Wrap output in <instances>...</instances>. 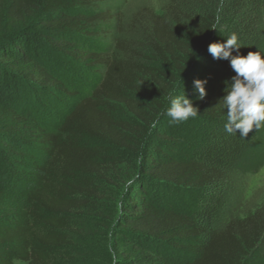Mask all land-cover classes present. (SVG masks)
I'll return each instance as SVG.
<instances>
[{
	"label": "trees",
	"instance_id": "1",
	"mask_svg": "<svg viewBox=\"0 0 264 264\" xmlns=\"http://www.w3.org/2000/svg\"><path fill=\"white\" fill-rule=\"evenodd\" d=\"M117 1L0 0V264H250L264 255V207L240 215L230 204L238 176L264 168V127L225 131L236 73L208 47L235 33L232 56L264 57V0H170L129 25ZM45 48L92 86L74 89ZM18 87L61 104L57 125L37 100L15 101ZM183 94L199 110L184 135L166 114ZM171 194L199 203L174 206Z\"/></svg>",
	"mask_w": 264,
	"mask_h": 264
},
{
	"label": "clouds",
	"instance_id": "2",
	"mask_svg": "<svg viewBox=\"0 0 264 264\" xmlns=\"http://www.w3.org/2000/svg\"><path fill=\"white\" fill-rule=\"evenodd\" d=\"M219 24L220 16L216 17ZM216 25H213L215 31ZM238 36L232 33L227 37L226 43H212L208 52L216 60H229L236 76L232 83L225 89V95L221 102L227 109V122L225 131L230 135L240 132L241 138H246L253 129L258 132L264 127V57L259 51L248 52L246 57L232 56V50H239ZM206 81L195 80L194 87L199 92V99L206 96L204 84ZM171 103L167 110L170 125L186 123L189 119L198 117V109L193 107L191 101L185 95L173 98L169 96ZM220 102V103H221ZM13 264H18L13 261Z\"/></svg>",
	"mask_w": 264,
	"mask_h": 264
},
{
	"label": "rangeland",
	"instance_id": "3",
	"mask_svg": "<svg viewBox=\"0 0 264 264\" xmlns=\"http://www.w3.org/2000/svg\"><path fill=\"white\" fill-rule=\"evenodd\" d=\"M169 2L170 0H118L117 5L120 8L121 14L123 15L124 22L126 23V25H129L132 22L134 23L136 20H138L139 17L144 14L145 10L150 9L160 13L168 5ZM103 39H106V36H104ZM43 50L44 53L47 54L50 58L57 60L59 63H61L62 65H66L67 68H70L72 70V73L75 76L76 80L72 84V87L74 89H86L92 86L93 80L89 77V74L86 72V69L84 67L77 64L65 63L66 61L56 53H53L46 48ZM26 88L27 87H25V90H20V88L18 87L17 93H15V96L13 97L15 101L19 100L23 104L24 108H28V106L30 107L28 101L30 102L31 100H35L31 97L29 98V90ZM36 100L40 105H44V109L43 111H41L42 116L44 117V122H46L47 125L49 124V126L57 125L61 114V104L54 106L52 105V103H50L49 100H45L43 97L40 98L38 96ZM60 101L61 103L63 102L65 104V107H70L71 105H73L75 100L74 98H60ZM190 126L191 124L189 123L180 125V128L178 129L180 134L184 135V132H189L191 129H193V124L191 127ZM257 157V160L254 162L258 163L257 167L259 168L264 164V144L263 148L259 150ZM124 158L127 159V164L124 165V171H130L132 173V168L134 167L137 159L133 156H125ZM236 181L237 187L239 189V195L234 198L230 204V209L232 211H234L235 213L238 212L240 215H244L249 212H253L260 207H264V168L258 170L256 173L248 170L246 174L239 175ZM130 183L128 182V184ZM127 185L124 186V189L127 187ZM186 199H189V202H184L186 201ZM164 200L168 201L171 205H183L184 207H188L190 209H194V207H196L199 203V199L197 200V198H195V196L193 195H189L186 197L185 195L181 194H174L173 196L171 194V196H167L166 199L164 197ZM106 238L107 236L103 234L99 240L96 239V241L93 242V247L96 249L95 251H97V253H102L103 249H106ZM85 249L88 250V248ZM262 263H264V255H260L259 253L255 254L250 262V264ZM18 264L24 263L18 262Z\"/></svg>",
	"mask_w": 264,
	"mask_h": 264
}]
</instances>
